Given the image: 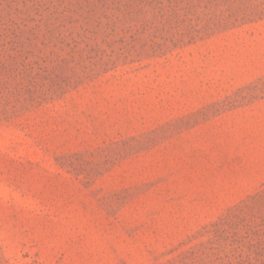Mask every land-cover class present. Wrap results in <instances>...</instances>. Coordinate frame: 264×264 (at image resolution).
<instances>
[{"label": "rangeland", "instance_id": "rangeland-1", "mask_svg": "<svg viewBox=\"0 0 264 264\" xmlns=\"http://www.w3.org/2000/svg\"><path fill=\"white\" fill-rule=\"evenodd\" d=\"M0 264H264V0H0Z\"/></svg>", "mask_w": 264, "mask_h": 264}]
</instances>
